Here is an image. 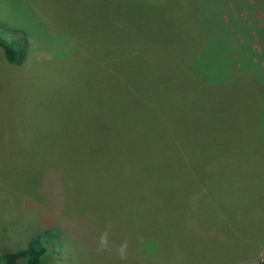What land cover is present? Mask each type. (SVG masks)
<instances>
[{
  "label": "rangeland",
  "instance_id": "374dc122",
  "mask_svg": "<svg viewBox=\"0 0 264 264\" xmlns=\"http://www.w3.org/2000/svg\"><path fill=\"white\" fill-rule=\"evenodd\" d=\"M189 13L211 28L212 52L233 65L261 61L264 71V0H0V40L20 60L7 63L0 48V255L38 237L41 264H264V204L242 208L243 216H203L197 190L205 185L181 190L177 164L209 179L211 160L177 147L172 166L150 169L158 183L134 184L131 171L144 155L129 146L149 139L132 135L133 145L114 136V118L126 113L116 78L129 77L143 107L158 112V92L182 73L192 26L181 20ZM246 81L251 109L264 103V84ZM253 149L245 153L260 151ZM232 153L223 170L242 168L240 151ZM185 190L193 192L187 200ZM153 207L157 216H148Z\"/></svg>",
  "mask_w": 264,
  "mask_h": 264
},
{
  "label": "trees",
  "instance_id": "16d2710c",
  "mask_svg": "<svg viewBox=\"0 0 264 264\" xmlns=\"http://www.w3.org/2000/svg\"><path fill=\"white\" fill-rule=\"evenodd\" d=\"M167 13L169 14V11ZM172 14L170 15L172 16ZM162 19H166V15L162 16ZM173 19L177 22L178 18ZM193 19L194 16L189 13L184 15L181 20V23L192 26L190 28L191 37L180 52L182 54L179 62L181 76L179 75L178 79L177 75L175 81L169 78L170 82L166 83V86L170 85L167 93V89H164L165 93L158 92L160 100L156 104L163 112L162 114L159 109L158 112L153 113L143 107L141 100L143 93L139 92L138 87L134 86L135 84L130 81L129 77L128 80L125 76L121 79L114 77L120 85L121 101L119 105L122 107V111H126L124 115L114 118L118 121L113 126L117 132L114 136L123 138L125 134L129 136L127 139L132 144V135L140 134L141 137L149 139L144 143L136 144V147L129 146L136 155H144L142 156L143 162H140L141 166L131 171L130 180L134 184L146 177L150 179L148 186L158 183V173L152 172L150 169H159L158 167L162 164L164 168L168 165L172 166L170 156L174 153L180 154L177 147L188 148L183 150L184 154L188 151L195 152L196 150L198 153L200 151L205 163L211 160L208 166L212 173L209 174L210 176L208 175L209 179H207L206 175L200 172L195 173L196 170L190 169L191 172L185 170L189 169L186 168L188 163L179 161L181 164H177V166L181 178V190L186 184L190 185L192 189L196 182L205 185L197 190V195L201 194L198 206H202L203 216L226 214L243 216L242 208L250 209V212H253L257 205L264 204V103H262L264 98L260 99L261 105L248 109L247 102L252 97L246 83V79L252 78L262 89L264 73L260 71L264 72L263 64L261 61H253L250 64V59L247 58L246 62L242 61L238 62L239 65H233V60L226 59L230 58L228 55L225 57L223 52H212L211 28H207L206 23H192ZM250 31L252 30L247 28L245 32L249 35ZM244 41L248 42L247 39ZM246 47H250V45H246ZM0 48L7 63L20 62L15 59L14 50L1 40ZM119 49L132 54L134 48L131 51V48L120 45ZM133 52L135 53V50ZM224 52L227 54L232 50L227 51L225 47ZM128 59L131 60V58ZM138 62L135 59L131 64L137 67ZM226 63L231 65L230 79L228 75L230 69L226 68ZM129 68L130 64L126 71ZM105 81L106 76H102L99 86H102ZM192 84L198 89L197 91L193 90ZM102 97L103 95L99 93L101 102ZM149 98L151 101L153 100L152 95ZM177 109L182 110L183 117L180 119L175 113ZM100 115L101 117L106 116L102 110H100ZM245 117H251V123H245ZM251 145L254 148L252 151L260 150L255 156L245 153V151L251 152L248 150ZM239 151L244 163H235V166L242 168L237 171L223 170L228 156L232 155V152L239 154ZM120 158L119 155L118 159ZM132 165L133 168L138 166L136 162H132ZM255 167L258 168L259 173L252 175L251 172ZM167 181L171 182L169 179ZM229 185L234 187L233 191L232 188L227 189ZM202 189H205L204 195H202ZM138 192H140L139 188L132 187V195L135 196L133 199L138 198ZM183 194L184 200H187L188 197H192L193 192L189 194L185 190ZM150 202L151 207L154 206V199ZM228 205L234 207V211L237 209L241 214L237 211L227 212L231 208ZM260 207L264 211V206ZM157 214L156 207L148 211V216H157ZM44 254V248L40 246L38 237H35L28 241L24 248L12 253H3L0 255V260L4 264H41Z\"/></svg>",
  "mask_w": 264,
  "mask_h": 264
}]
</instances>
